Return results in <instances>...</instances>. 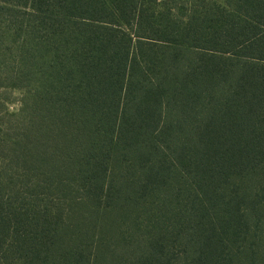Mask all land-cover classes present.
Instances as JSON below:
<instances>
[{
	"label": "trees",
	"instance_id": "16d2710c",
	"mask_svg": "<svg viewBox=\"0 0 264 264\" xmlns=\"http://www.w3.org/2000/svg\"><path fill=\"white\" fill-rule=\"evenodd\" d=\"M0 264H264V0H0Z\"/></svg>",
	"mask_w": 264,
	"mask_h": 264
},
{
	"label": "rangeland",
	"instance_id": "374dc122",
	"mask_svg": "<svg viewBox=\"0 0 264 264\" xmlns=\"http://www.w3.org/2000/svg\"><path fill=\"white\" fill-rule=\"evenodd\" d=\"M16 96L19 97L20 94H19V93H16ZM9 108H10V110L13 111V112L17 111V110H18V104H17V102H16V101L13 102V103L10 105Z\"/></svg>",
	"mask_w": 264,
	"mask_h": 264
}]
</instances>
